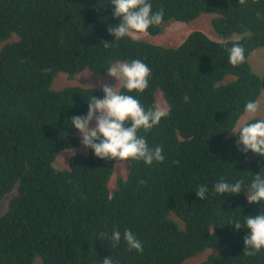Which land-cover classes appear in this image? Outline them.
<instances>
[{
    "label": "trees",
    "instance_id": "obj_1",
    "mask_svg": "<svg viewBox=\"0 0 264 264\" xmlns=\"http://www.w3.org/2000/svg\"><path fill=\"white\" fill-rule=\"evenodd\" d=\"M150 3L164 18L148 35L212 14L222 40L195 30L177 47L144 37L116 41L108 33L120 22L111 0H0V264H189L202 254L197 264H264V250L244 255L248 230L231 226L264 213V204L245 196L254 176H264V157L238 150L232 133L246 103L264 94V75L250 62L264 48V0ZM237 43L246 61L233 66L229 49ZM133 59L151 77L143 94L132 95L146 110L170 112L138 133L163 149L164 161L128 165L74 151L71 117L85 116L92 96L104 93L72 83L106 75L110 61ZM71 149L66 164L60 156ZM119 166L126 173L115 179ZM221 179H242V193H215ZM201 185L209 189L204 200L195 194ZM113 230L121 233L115 247ZM126 230L142 254L129 250Z\"/></svg>",
    "mask_w": 264,
    "mask_h": 264
},
{
    "label": "clouds",
    "instance_id": "obj_2",
    "mask_svg": "<svg viewBox=\"0 0 264 264\" xmlns=\"http://www.w3.org/2000/svg\"><path fill=\"white\" fill-rule=\"evenodd\" d=\"M244 3L245 0H239V4ZM111 5L114 9L113 16L120 22L115 27H109L108 33L114 36L116 41L125 37L138 38L141 35H148L150 27L159 26L163 22L164 9L161 7L153 12L150 0H111ZM257 15L259 16V13ZM104 45L111 44L105 42ZM245 61V49L238 43L234 44L229 49V63L239 66ZM106 73L114 78L115 85L101 82L100 89L104 93V98L92 96L88 102L87 114L71 117L70 122L77 131L72 137L80 135L81 145L85 149H91L101 160L143 161L146 166H151L154 162L162 163L165 159L163 149L160 146L149 147L146 138L138 133L141 129L148 132L158 126L161 120L170 114L169 109L157 106L146 110L136 96L132 95L143 94L149 87L151 69L140 59L116 60L109 62ZM262 111L264 102L260 99L247 102L244 115L237 122L236 130L232 132L237 137L238 150L245 154L251 152L264 157V118H260ZM78 149L79 146L74 151L78 152ZM71 152L72 149L66 153L70 156ZM140 183L143 184L145 181L141 180ZM243 185L242 179L235 183L221 179L215 184L214 192L235 196L242 193ZM208 192V187L201 185L195 194L200 200H204ZM245 196L250 204H264V176L261 174L254 176ZM231 226L237 231L242 228L248 230V234L243 238L246 249L244 255L255 256L264 250V213L260 212L255 217H245L243 225L239 220H235ZM123 239L129 250L143 253L141 241L131 230L123 233ZM111 240L114 247L118 246L121 233L113 230ZM102 264H113V260L104 259Z\"/></svg>",
    "mask_w": 264,
    "mask_h": 264
},
{
    "label": "rangeland",
    "instance_id": "obj_3",
    "mask_svg": "<svg viewBox=\"0 0 264 264\" xmlns=\"http://www.w3.org/2000/svg\"><path fill=\"white\" fill-rule=\"evenodd\" d=\"M214 15L212 14H202L198 19H196L192 23L184 24H174L176 22H168L165 24L164 28L165 31L163 34L159 36H150V35H141L139 37H144L149 42L155 43V44H163L168 46H174L177 47L181 45L189 36V33L200 30L204 32L209 38H211L214 41H221L222 39L219 37V35L216 33V31L213 29V26L211 24L212 18ZM250 62L252 65V68L255 72L258 74L264 75V48H259L256 51H254L251 54ZM101 82H107L109 84L115 85L114 78L109 77L106 75H100L98 77H95L93 80H89L87 78H82L76 81L75 83H72V85H87L91 84L96 87H100ZM61 85V79H58L57 87H60ZM164 98L162 95L159 97V99ZM260 100L264 102V94L260 97ZM165 101V100H164ZM165 103V102H164ZM260 118H264V111L260 113ZM94 126V125H93ZM81 137L79 135L78 141L80 143ZM87 152V149H85L81 143L79 145L78 153L85 154ZM71 156H68V153L62 154L60 156V160H62L64 163H68V159ZM128 165H130L129 162H124ZM122 164V163H121ZM126 173V168L124 166H119L117 168V171L115 173V179H117L119 176H124ZM115 181H113V186L115 185ZM6 209V202L2 203L0 205V214H2ZM207 254H202L199 257L191 260L189 264H197L201 260L205 259Z\"/></svg>",
    "mask_w": 264,
    "mask_h": 264
}]
</instances>
